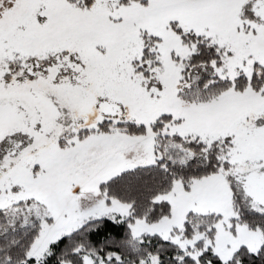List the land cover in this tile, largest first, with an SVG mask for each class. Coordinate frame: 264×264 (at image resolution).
<instances>
[{"label": "snow or ice", "instance_id": "snow-or-ice-1", "mask_svg": "<svg viewBox=\"0 0 264 264\" xmlns=\"http://www.w3.org/2000/svg\"><path fill=\"white\" fill-rule=\"evenodd\" d=\"M0 264H264V0H0Z\"/></svg>", "mask_w": 264, "mask_h": 264}]
</instances>
